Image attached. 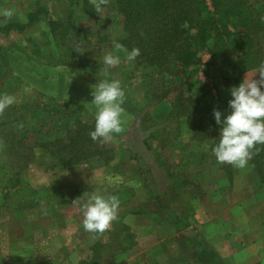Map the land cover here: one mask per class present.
<instances>
[{
    "label": "rangeland",
    "instance_id": "rangeland-1",
    "mask_svg": "<svg viewBox=\"0 0 264 264\" xmlns=\"http://www.w3.org/2000/svg\"><path fill=\"white\" fill-rule=\"evenodd\" d=\"M198 1L200 17L226 31L218 44L242 41L237 19L212 18L213 2ZM99 2L0 0V13L13 11L11 18L0 14V28H14L0 33V93L18 99L0 113V264H229L221 257L233 256L244 264L245 249L264 248V145L255 148L260 161L251 157L244 168L213 155L219 131L203 102L216 101L224 87L226 57L209 76L208 48L195 75L193 65L174 77L143 59L128 62L124 53L108 68L103 56L114 41L122 44L125 24L114 0H104L101 13L89 10ZM240 2L259 35L257 66L244 80H258L264 0ZM83 73L72 82L83 91L104 78L120 81L125 93L122 130L110 140L90 137L92 92L75 104L47 97L73 91L64 76ZM201 87L206 99L198 97ZM93 193L119 200L103 233L83 229L81 206Z\"/></svg>",
    "mask_w": 264,
    "mask_h": 264
},
{
    "label": "trees",
    "instance_id": "trees-1",
    "mask_svg": "<svg viewBox=\"0 0 264 264\" xmlns=\"http://www.w3.org/2000/svg\"><path fill=\"white\" fill-rule=\"evenodd\" d=\"M211 1L215 9V15L211 14L212 18L220 16L223 18L221 21L232 19L239 21L243 27L241 42H233L229 38L227 43L225 41L218 44L226 36V31L221 26L214 25L217 20L200 17L198 0H114V6L124 18L125 38L122 44L129 50L139 48L140 55L137 58L149 63L154 71L161 73L168 70L166 72L169 75L179 77L182 70L188 73L187 68L193 65L194 69L190 73L195 75L197 67L202 63L199 53L207 51L206 48H208L210 60L205 64L203 72L209 76L210 68H214L213 65L216 63L214 61L221 55L226 57L221 63L225 66V73L228 76L224 78V83L220 82V85L224 87L222 89L217 87L219 93L216 101L210 98V101L203 102L206 113L211 114L213 118L214 111H220L222 116L231 111L229 108V100L232 99L231 89L238 87L244 81V75L257 66L255 63L257 53L254 54L253 50L259 35L254 21L241 7L244 5L243 2L240 0ZM94 8L91 6L89 10L94 12ZM12 26L0 28V33L9 34L14 30ZM14 26L22 28L20 25ZM194 28L196 31L192 33L191 30ZM226 34L229 35L230 32ZM210 43L214 45L211 50L208 47ZM231 47L236 51L243 50L242 55L234 57V54H230ZM202 87L198 97L206 99L205 94H202L204 90ZM219 127L215 121L214 128L219 131ZM252 157L260 161L257 151L252 153Z\"/></svg>",
    "mask_w": 264,
    "mask_h": 264
},
{
    "label": "clouds",
    "instance_id": "clouds-1",
    "mask_svg": "<svg viewBox=\"0 0 264 264\" xmlns=\"http://www.w3.org/2000/svg\"><path fill=\"white\" fill-rule=\"evenodd\" d=\"M100 0L95 4V12L103 11ZM3 16L11 18L13 11L4 9ZM113 50L103 56L106 67L114 68L124 59L134 61L140 55L139 48L128 50L118 41L113 42ZM259 79L246 78L238 87L231 89L229 100L230 112L222 116L214 111V119L219 125L218 142L213 147L217 162L228 163L237 168H244L252 157L256 145H264V64L258 68ZM25 91H29L25 89ZM92 103L96 107L95 128L90 132L93 141L110 140L112 134L121 132V116L124 111L125 93L120 81H100L92 91ZM18 103L15 95L0 93V113ZM119 200L115 196H102L93 193L81 206L83 229L89 233H103L117 218Z\"/></svg>",
    "mask_w": 264,
    "mask_h": 264
},
{
    "label": "crops",
    "instance_id": "crops-1",
    "mask_svg": "<svg viewBox=\"0 0 264 264\" xmlns=\"http://www.w3.org/2000/svg\"><path fill=\"white\" fill-rule=\"evenodd\" d=\"M20 26H22V28H23V25H20ZM81 76H82V78H84V76H88V75H87V73H83V75L69 74L68 76H64V82L72 83V82L82 81ZM99 80L100 81H106V79H104V78H100L97 81H99ZM59 83H61V80L59 81ZM67 86H69V84H67ZM70 87H72L74 90L72 91V90H67V89L66 90L54 89V91H51V93H48L47 97H51L53 99H55V97L56 98L57 97L64 98L65 101H69L70 103L75 104L78 101L76 99L84 98L83 95H85L86 93L92 92V91H83V89H80L79 86H75L73 83H72V85H70ZM38 91L40 93H42V90H38ZM90 98L93 100L92 93L90 94ZM91 103H92V101L90 103L86 104L87 108L90 111H94L95 105H93ZM77 107H79V106H77ZM129 192L134 193L131 189H129ZM254 249H255L254 243L252 244L251 248L245 249V251H246L245 252V256H247V259H245V260H247V261L244 264H257V263H255V258L259 259L260 255H261L262 259H263L260 263L264 264V248L259 249V250L256 249V251ZM216 252H219V251H216ZM220 256L231 257V253H227L225 255L220 254ZM221 258H223L222 259L223 262H226V263H229V264H234L235 261H236V257L235 256L231 257L233 262L230 259H226L224 257H221ZM258 262H259V260H258Z\"/></svg>",
    "mask_w": 264,
    "mask_h": 264
}]
</instances>
